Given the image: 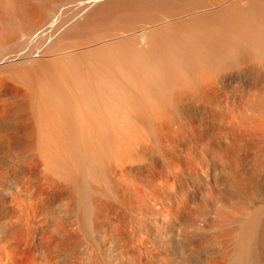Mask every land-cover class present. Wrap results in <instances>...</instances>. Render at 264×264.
Wrapping results in <instances>:
<instances>
[{
  "label": "bare ground",
  "instance_id": "1",
  "mask_svg": "<svg viewBox=\"0 0 264 264\" xmlns=\"http://www.w3.org/2000/svg\"><path fill=\"white\" fill-rule=\"evenodd\" d=\"M34 1L7 0L1 49L27 35V20H44L46 1ZM207 3L218 6L209 11L202 7ZM187 5L200 10L174 20L147 14L149 26L139 34L112 41L115 46L105 39L85 62L81 52V68L57 61L9 76L27 94L14 97L11 114L5 113L10 106L0 112L1 158H16L0 160V264H264V188L255 173L226 159L220 144L189 146L196 156L210 153V164H187L174 151L183 130L178 115L186 116V131L194 125L192 97L225 103L237 70L259 79L246 85L250 98L260 92L264 0ZM54 24L35 30L42 34ZM67 54L57 58L71 59ZM255 105L264 111V103ZM7 133L19 144H5ZM154 155L172 171L174 203L162 205L163 214L155 207L163 200L154 196V178L144 173L153 169ZM256 162L263 172L264 151ZM142 210L169 230L154 243L163 257H150L153 243L137 215ZM130 222L144 233H133Z\"/></svg>",
  "mask_w": 264,
  "mask_h": 264
},
{
  "label": "rangeland",
  "instance_id": "2",
  "mask_svg": "<svg viewBox=\"0 0 264 264\" xmlns=\"http://www.w3.org/2000/svg\"><path fill=\"white\" fill-rule=\"evenodd\" d=\"M45 1L46 2H45V8H44V13H45L44 20L38 25L35 24V22H33L34 21L33 19H32L33 21L31 19L27 20L28 22L26 23V27L27 26L29 27V28L27 27V30H28L27 35L25 34L22 35L19 33L18 34L19 37L17 35L15 37L16 39L14 38L16 41H12L13 43L12 42L11 44L9 43V46L5 48L2 47L3 49H1L0 47V59H6V58L8 59V57L10 58L8 63L0 65V83H1L0 87L1 88L4 87L2 88L4 92H2V94L0 95V112L2 111V108L4 106H10L8 107V110L5 113L11 114L12 113V110H11L12 103L14 102L12 100H14L16 96L18 98L19 94L22 95L23 93H25V86L22 85L21 83L20 84L17 83L19 81H16L17 80L16 78L12 79V77H14V74L16 73V71H18V69L19 71H21L22 69L26 70L27 68L29 70V68L31 67L30 70L34 68L32 71L34 70L38 71L41 68H47V67H51V65L55 66L56 64H60L57 61H60L61 63H63L64 61L63 64H69V66L72 65L71 68L72 67L78 68V65H79V68H81V66L85 62L84 60L86 58L85 56H87L88 58L89 54H92V53H89V54L87 53L92 48L95 49V47L96 48L99 47L100 44H102V41H105V39L106 40L112 39L111 42L112 41L114 42L118 39L119 40L123 39L124 37L133 36V34L135 35L136 33L139 34L140 30H143L144 28H148L149 25H147V22H148L146 21L147 18H150L152 16H153L152 19H154V17H157L158 19L167 17L166 20H168L169 19L168 16H171L170 19L174 20V19L184 18L187 16L189 17L191 15L197 14L198 10H200V9L198 10L194 9V11L193 10L191 11L190 9H188L189 6L187 5L190 2L193 3V1L194 3L196 1L197 3V1L199 0H178V3H177V0H156L155 1L156 3L154 2V0H99L93 3H87L89 0H45ZM179 1H181L182 4H180ZM207 1H209L210 3L212 1L213 2L220 1V4L224 5V4H227V2L229 3L232 0H223V1L222 0H216V1L207 0ZM34 3L40 4L38 0H35ZM6 4H7V0H0V30L5 31V32L7 31L8 18L10 16L9 14L10 8L7 7ZM198 4H200V2H198ZM204 4H202V7L209 6V3H207L208 5H204ZM216 6L218 5H215V6L210 5L208 8H205V9L212 11L213 9H216ZM155 7L157 8V10ZM198 7H201V4ZM159 8L162 9L161 12H160L161 9L158 10ZM149 11H151L153 14ZM154 12L155 14H157L156 16ZM149 13L151 14V16ZM136 15L138 17H136ZM141 15L142 16L144 15V16L140 17ZM145 15H147L148 17ZM138 18L141 19V22H139L140 20ZM142 19L144 20V22H142L143 21ZM51 23L53 24L55 23L54 24L55 26H53L52 28H49L48 30H45L42 34L40 33V31L38 32L36 31L37 28H39L40 26H44V25L46 29V27L50 26ZM130 29L132 31H130ZM114 43L113 45L115 46ZM81 52L85 53L83 55L84 56L83 58H82L83 53ZM59 53H62V54L65 53V55L67 53H68L67 55L71 54L70 55L71 59L68 58V56L67 58H65L66 57L65 56L63 57V60H61L57 58V56H59L57 54ZM86 53L88 55H86ZM17 55L21 56L22 58L19 60H16L13 58L11 60L12 57L17 56ZM72 55H74V57ZM80 56L82 60L84 61L83 64L80 59ZM76 58H79V60ZM75 63H77L78 65ZM4 67H6L7 69L6 68L4 69ZM76 70L79 71L78 69ZM235 71L236 70H234L233 72ZM240 71L242 73H240ZM235 73H237V76L238 74L240 75L239 77H237V80L239 79V81L236 83H232L230 85L226 84V87L229 89V91L230 90L232 91L231 92L227 91V94L229 97L227 100H225V103L221 102V100L219 99H213V101L208 102L205 99L198 100L195 97H192L194 102L193 101L191 102L193 109H191L190 112L192 113L191 115L194 118L193 119L194 125L187 127V130L189 131H186L185 129L186 125L184 121L186 122V118H185L186 116L178 115L177 119L179 123L180 122L184 123L182 124L183 126L180 123L181 129H183L184 131L182 130L183 133L181 132L179 135L181 138L178 139L179 142L177 143L176 146H174V151L175 152L177 151L179 155V156L177 155L178 159L176 157L175 158L177 160L180 159L181 161H185L187 164H190L195 159H196L195 161H202L203 163L206 162L210 164L213 162V158H212L213 156H211L210 153L200 150L199 155L197 154L196 156L194 152L191 150V148L193 146L199 147V145L213 146L214 144L216 145L220 144L226 148L225 158L226 159L229 158L232 161L238 162L241 165L243 170H248V169L252 170L255 173L257 184L260 183L261 186L263 185L262 187L263 189L264 188V171L260 172L258 170L259 163L256 162V156L257 154H260L261 151H264V111L262 109H259L257 111V109H255L254 106H256L255 105L256 102L259 105L260 104L262 105L264 103V99H263L264 98V84L262 83L263 85L261 84L258 85V88H260L259 90L260 92L258 93L257 96L255 95V97L257 98H255L254 96H251L250 98L246 85L247 83L252 82V81L257 82L259 79H256V78L252 79L251 76H248L245 72H243V70H239V72L237 70ZM9 76H12V77H9ZM1 79H4V80H1ZM8 79L9 80L12 79L13 81L11 80L10 82ZM4 82L5 84H3ZM7 82H8V85H7ZM14 88H16V90ZM237 90L239 91V93H237L238 92ZM26 94L27 93H25V95ZM252 107H254L256 112L253 111ZM166 113L164 112V115H167L168 117L169 113L168 114ZM167 117L166 119L169 118ZM178 128L180 127L178 126ZM192 136L194 139L192 138ZM195 139H198L199 142L197 141L198 142L197 143ZM4 141H5L4 142L5 144H8L10 146L19 144L17 142L16 137H14V135L10 133H7L4 135ZM177 146L179 149L177 148ZM189 146L191 148H189ZM188 148H189V151H188ZM234 150L235 152H237V154L234 152ZM13 158L16 159L15 157H12L10 159L12 160ZM22 158L23 159L25 158V160H28L27 157H22ZM22 158L20 160H23ZM8 159L9 158H6V157L1 158V155H0V160H8ZM176 159H175V162H177ZM152 161L154 162L153 169L151 171H145L144 173L145 174L149 173L151 174V177L154 178L153 179L154 181L151 182V184L154 183L155 184L154 187L156 186L158 187V188L156 187V189L158 190L155 189L157 193L154 192L156 193L154 196H157L158 194V196L163 200V204L158 203L155 205V207L157 208L159 212L160 211L165 212L162 205L168 206L169 204L174 203V193H173L174 185L172 181V176H170L168 173L172 171L168 168V166L166 165V162L164 163V159L162 161V158L159 157L158 155L157 157L154 155L152 158ZM168 179H171V180H168ZM149 184L150 183L146 184L145 186L147 190H149V188L147 187V185L149 186ZM154 187L152 190V187L150 186V190H152V192L154 191ZM163 212L161 214H163ZM137 213H138L137 215L141 217L142 221L144 222V225L146 226L147 237L151 239L153 243L151 245L153 252L151 253L150 257H163L162 255H159V253L161 252L160 248L154 243H158L159 238L162 239L165 236L169 235V230L166 228L165 224L162 222L161 217L153 216L147 210L138 211ZM170 219L172 220V218ZM153 222L155 223V227H153ZM130 224L132 225L131 231L133 233L135 232L136 235L138 234L140 235L141 230L138 227H136L135 224L131 222ZM155 248H156V251H155ZM144 257H148V256H146V254L144 253ZM155 260H158V259L155 258Z\"/></svg>",
  "mask_w": 264,
  "mask_h": 264
}]
</instances>
